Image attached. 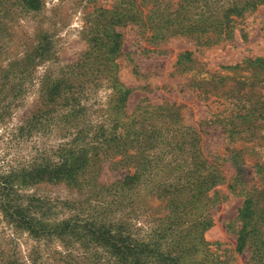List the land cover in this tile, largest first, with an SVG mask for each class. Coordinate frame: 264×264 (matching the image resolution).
Returning a JSON list of instances; mask_svg holds the SVG:
<instances>
[{
    "label": "rangeland",
    "instance_id": "rangeland-1",
    "mask_svg": "<svg viewBox=\"0 0 264 264\" xmlns=\"http://www.w3.org/2000/svg\"><path fill=\"white\" fill-rule=\"evenodd\" d=\"M234 97L264 105V0H0V264H249L227 182L239 155L257 180L264 122L226 131Z\"/></svg>",
    "mask_w": 264,
    "mask_h": 264
},
{
    "label": "trees",
    "instance_id": "trees-1",
    "mask_svg": "<svg viewBox=\"0 0 264 264\" xmlns=\"http://www.w3.org/2000/svg\"><path fill=\"white\" fill-rule=\"evenodd\" d=\"M23 2L26 7L28 8H37L40 6L41 0H20ZM244 7V6H243ZM126 9V8H125ZM106 11H110L109 8L106 9ZM129 14L123 13V18L126 20L128 19ZM149 18V15H147ZM178 19L180 16H177ZM188 18V16H187ZM179 24H176L177 27H173L175 24L174 22H171L169 26L161 27L158 29H152V33H150L151 37L156 36L158 38V35L161 37L160 39L164 38L165 32L168 33H175V32H181L184 34H191V23L188 22H178ZM183 23V25H180ZM205 23H203L201 26H204ZM228 26V25H226ZM108 30H114L111 28H107ZM206 30L205 27H200L198 30H193V32H197V37L200 38L201 35L206 34L204 32ZM158 31V33L156 32ZM114 32V31H113ZM112 32V33H113ZM114 34V33H113ZM118 34V33H115ZM215 34L213 33H207L205 37H201L203 42H208L210 39H215ZM217 38H221L220 34H217ZM121 42V41H120ZM119 41H115L114 47L116 48L119 43ZM113 47V48H114ZM112 48V47H111ZM110 48H108L109 50ZM191 53L188 51H185L183 54H181L178 58L177 63L180 64L183 60H190ZM116 56V55H115ZM257 61L262 62L260 58L254 59V58H246V61H248V65L253 64ZM113 65L118 66V63L115 62ZM260 65V64H258ZM110 68V67H109ZM108 68V70H109ZM112 71L108 72V77L110 80L113 81V86L116 88V92L114 93L116 96L114 98L115 101H118L122 98L123 94L125 93L126 89L124 88V84L118 79V75L116 72L111 73ZM205 80H191V85L194 88H197L198 91L203 90L205 85ZM208 86H211L213 91H218L216 84L213 85L209 84ZM192 87V90L194 91ZM128 90V89H127ZM229 94V93H228ZM245 93H240V98L242 99V96H244ZM234 96V95H232ZM236 99L235 97L232 99H225V102L227 103L228 110L230 113L225 115L226 119H229L231 122L227 123V125L230 124L229 132L232 135H239L247 138V139H254L256 135V126H254V121L258 122H264V105L256 108L253 105V101H249L250 99H247L241 103V108L237 109L238 103L237 101H233ZM239 99V98H237ZM231 103L233 105H231ZM225 104V103H224ZM232 107H231V106ZM231 107V108H230ZM132 130H129V133H132ZM205 162L207 163L206 159ZM214 165V162L208 164V168L212 167ZM234 165L236 166V172L234 175L228 180L227 182V188L230 190V193L232 195H241L243 197V201L241 206L238 209L237 213V222L234 229V235H235V247L233 251H231L230 256L235 258V255L240 254H246L248 257V263L249 264H264V177H263V171L264 167L262 164H256L257 172L256 175L258 176L257 180H254V182L250 185L247 181V169L244 167V159L240 158V155L235 158L234 157ZM135 173L131 175V177H134ZM214 181L216 184H222L224 183V176L222 175V172L220 168L218 167L217 170H215V173L212 175V173L206 172L204 174L199 175L200 179H206L210 178ZM260 180V181H258ZM182 191L181 189H178L177 192L180 193ZM176 192V193H177ZM177 195V194H176ZM182 195V194H181ZM177 201H189L190 197L192 195H188L186 197H181L180 195H177ZM180 198V200H179ZM186 237V236H184ZM197 238L194 237L193 241H195L196 244ZM214 244V243H213ZM218 249L211 250L208 248V250H205L203 255V261H206V264H228L227 263V255L225 257L222 256L221 253L218 254ZM174 259L180 260V256H174Z\"/></svg>",
    "mask_w": 264,
    "mask_h": 264
}]
</instances>
